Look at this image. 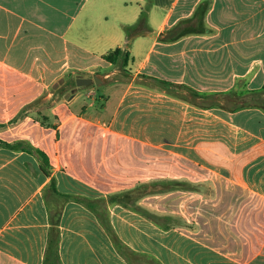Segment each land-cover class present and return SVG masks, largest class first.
<instances>
[{
  "label": "crops",
  "instance_id": "1",
  "mask_svg": "<svg viewBox=\"0 0 264 264\" xmlns=\"http://www.w3.org/2000/svg\"><path fill=\"white\" fill-rule=\"evenodd\" d=\"M201 1L0 0V139L43 149L62 193L96 198L151 180L189 184L137 201L171 215L169 228L109 205L119 239L139 254L131 261L93 211L67 201L61 264H264V109L189 101L191 90L264 86V0H211L202 30L162 38ZM142 10L151 30L131 40L125 82L100 55L126 47L124 25ZM69 73L99 83L76 85L49 107L58 128L42 126L36 99H50ZM140 74L174 83L187 99L135 83ZM48 181L35 154L0 146V264H45Z\"/></svg>",
  "mask_w": 264,
  "mask_h": 264
},
{
  "label": "trees",
  "instance_id": "2",
  "mask_svg": "<svg viewBox=\"0 0 264 264\" xmlns=\"http://www.w3.org/2000/svg\"><path fill=\"white\" fill-rule=\"evenodd\" d=\"M210 5L211 0H202L191 18L184 19L175 26L168 29L162 38L165 40H172L178 38L183 34H187V32L202 30L204 13L209 9ZM124 30L127 36L126 47H116L100 55V58L106 63L117 66L120 69L121 74L125 78H129L130 71L127 68L128 62L130 60V51L128 49L129 44L134 37L151 30V28L147 24L146 10L141 11L140 17L137 22L129 25H124ZM82 73L83 71H78V74ZM124 81L127 82L126 79H124ZM135 83L151 86L157 85L158 89L160 90H165L171 95L187 99L183 95L175 92L173 90V87L176 85L169 81L150 77L146 74H140L135 79ZM75 88L76 76L72 73H69L64 79L59 82V85L53 90V95L50 97V99H43L45 94H42L36 99L35 104L44 101V105H46L47 107H51L57 101L65 97L64 95L67 93V91H69L71 94L76 90ZM190 92L192 95V99H190L189 101L201 107L204 106V104L202 103L203 99L206 100L208 98H211L213 104L222 105L224 108H227L229 110H236L247 106H258L264 109V86L259 90L251 91H240L238 88H233L221 94H201L195 90H191ZM198 98H201V102L198 101ZM26 108L27 107L23 108V110ZM84 108L85 107H83V109ZM19 114H22V110ZM34 118L39 121L42 126H50L54 129L58 128L56 123H49L47 121L46 115H42L40 117L34 116ZM0 146H5L14 150L23 149L35 154L39 161L40 169L49 177L48 183L43 188V196L48 209L50 221L48 243L45 253V264H61L58 252L60 239L59 224L61 221L63 206L67 201L73 200L79 202L93 211L110 235L119 253L123 255L127 260L131 261L132 258L138 257L139 254L119 239L111 224L108 209L109 205L115 203L122 204L123 206L128 207L131 210H134L139 214L145 216L157 225L163 228H169L170 225L167 222L172 219L171 215H160L156 211L140 205L139 203H137V201L141 197L148 194H153L155 192L168 191L181 185L189 187V184H187L186 182L167 179L165 181L151 180L149 182H143L134 187L111 192L106 194L105 196L96 198L81 194L62 193L57 189L56 177L53 174V165L50 162L49 155L43 149L35 147L24 140L7 142L0 139Z\"/></svg>",
  "mask_w": 264,
  "mask_h": 264
},
{
  "label": "rangeland",
  "instance_id": "3",
  "mask_svg": "<svg viewBox=\"0 0 264 264\" xmlns=\"http://www.w3.org/2000/svg\"><path fill=\"white\" fill-rule=\"evenodd\" d=\"M116 77H118L119 79H121V78L124 79V78H123V75H118V76H116ZM72 93H73V92H72ZM72 93H71V94H72ZM71 94H70L69 91H67V93L64 95L65 97H63L62 99H65V100L69 99V97L71 96ZM52 95H53V94H52ZM43 103H44V101L35 104V106H34V110H33V114H34L36 117H40V116H42V115H46L47 117H50L49 120H48V118H47V121H53V119H54V118H53V114H50V109H49V107H47V106L44 105ZM93 109H94V108H93ZM93 109H92V110H93ZM68 128H69L68 125L65 126V127H64V131H67Z\"/></svg>",
  "mask_w": 264,
  "mask_h": 264
},
{
  "label": "water",
  "instance_id": "4",
  "mask_svg": "<svg viewBox=\"0 0 264 264\" xmlns=\"http://www.w3.org/2000/svg\"><path fill=\"white\" fill-rule=\"evenodd\" d=\"M92 77L89 74H85L83 76H79V77L76 78V85L79 86V87H83V86L88 85L89 83H91L93 79L95 80L96 83H99V76L98 75H95V76H92ZM71 95H73V93Z\"/></svg>",
  "mask_w": 264,
  "mask_h": 264
}]
</instances>
